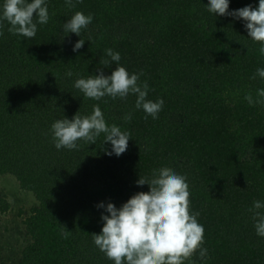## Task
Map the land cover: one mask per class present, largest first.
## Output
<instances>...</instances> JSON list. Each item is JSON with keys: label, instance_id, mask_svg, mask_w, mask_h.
<instances>
[{"label": "trees", "instance_id": "trees-1", "mask_svg": "<svg viewBox=\"0 0 264 264\" xmlns=\"http://www.w3.org/2000/svg\"><path fill=\"white\" fill-rule=\"evenodd\" d=\"M47 2L50 19L34 37L12 34L6 21L0 26V174L14 175L38 200L24 218L28 242L16 264H113L92 239L105 211L97 205L119 207L150 192V183L136 181L163 167L187 176L190 208L205 228L208 257L197 250L195 264H264V236L249 211L264 200V105L245 99L264 87V79L252 78L264 56L243 19L215 16L207 0ZM247 4L258 0H230L229 11ZM79 10L94 19L74 51L81 37L64 35L62 26ZM108 47L120 51L129 72L143 70L148 98L165 100L159 119H145L134 94L94 100L74 87L77 75H94L98 66L111 73L117 62L100 65ZM94 104L109 124L131 131L126 151L108 155L103 133L77 149H57L51 123L88 114ZM10 207L0 197V211Z\"/></svg>", "mask_w": 264, "mask_h": 264}, {"label": "clouds", "instance_id": "clouds-1", "mask_svg": "<svg viewBox=\"0 0 264 264\" xmlns=\"http://www.w3.org/2000/svg\"><path fill=\"white\" fill-rule=\"evenodd\" d=\"M69 7H74L73 0H66ZM230 0H207V10L216 15H232L243 19L248 30V37L259 42L258 52L264 56V0H258L253 6L229 11ZM35 17V19H34ZM50 19L47 0H0V26L6 21L8 31L23 37L32 38L36 35L38 24H47ZM92 13L82 10L75 11L63 23L64 35L76 33L81 37V31L87 29L93 21ZM3 32H0V36ZM89 36L87 40L93 41ZM85 39L75 41L73 50L83 47ZM105 57L100 65L107 66L117 62L110 74L98 66V72L87 77L77 75L74 87L83 93V97L100 100L110 96L113 99L125 98L134 94L135 108L143 109L145 119H159L165 100L159 97L148 98L150 85L145 79L140 80L143 70L129 72L124 64L119 63L121 53L108 47L103 50ZM110 58V59H109ZM72 76V69L67 70ZM259 76L264 79V67H258L253 79ZM250 105H264V87L245 94ZM133 112H126L123 119L131 121ZM53 142L57 149H77L79 141L96 142L101 133L103 142H111L108 155H121L128 148V141L133 137L130 130L122 129L116 123L109 124L99 104L92 106L88 114L77 111L73 117L64 115L55 119L50 126ZM139 186L151 185L150 192H138L123 202L119 207L113 201H100L98 207L104 208L101 213L103 221L100 232H93V242L104 252L113 264H195L192 257L198 251L201 260L208 257V249L204 245V225L198 222L200 213L190 208V186L185 174L172 168L154 169L151 176L142 177L136 181ZM252 212L256 233L264 236V200L256 199L249 209ZM67 235V233H64Z\"/></svg>", "mask_w": 264, "mask_h": 264}, {"label": "rangeland", "instance_id": "rangeland-1", "mask_svg": "<svg viewBox=\"0 0 264 264\" xmlns=\"http://www.w3.org/2000/svg\"><path fill=\"white\" fill-rule=\"evenodd\" d=\"M2 196L10 202L11 207L0 211V264H16L28 242L24 218L38 204V200L33 192L22 189L12 174H0V197Z\"/></svg>", "mask_w": 264, "mask_h": 264}]
</instances>
